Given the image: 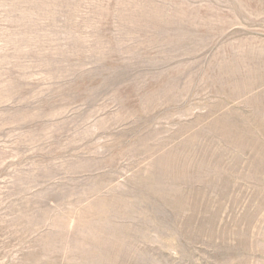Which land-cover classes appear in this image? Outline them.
Instances as JSON below:
<instances>
[{"label": "rangeland", "instance_id": "rangeland-1", "mask_svg": "<svg viewBox=\"0 0 264 264\" xmlns=\"http://www.w3.org/2000/svg\"><path fill=\"white\" fill-rule=\"evenodd\" d=\"M0 264H264V0H0Z\"/></svg>", "mask_w": 264, "mask_h": 264}]
</instances>
